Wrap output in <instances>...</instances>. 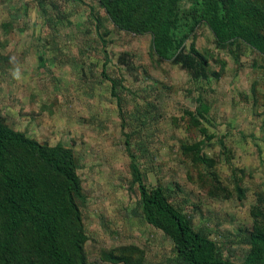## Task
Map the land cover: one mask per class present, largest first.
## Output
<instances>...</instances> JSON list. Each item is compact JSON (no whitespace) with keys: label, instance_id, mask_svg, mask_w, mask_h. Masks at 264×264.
I'll return each mask as SVG.
<instances>
[{"label":"rangeland","instance_id":"obj_1","mask_svg":"<svg viewBox=\"0 0 264 264\" xmlns=\"http://www.w3.org/2000/svg\"><path fill=\"white\" fill-rule=\"evenodd\" d=\"M233 1L239 40L218 43L205 19L185 39L205 60L206 82L195 63L161 58L150 32L116 26L100 0H0V118L70 156L84 264H186L172 230L144 219L132 166L163 187L212 254L261 263L264 245L251 238L264 235V70L250 69L260 60L248 42L264 46V0ZM16 154L64 203V180ZM64 217L62 240L77 263L76 224ZM17 244L12 264L44 263L39 243Z\"/></svg>","mask_w":264,"mask_h":264},{"label":"trees","instance_id":"obj_2","mask_svg":"<svg viewBox=\"0 0 264 264\" xmlns=\"http://www.w3.org/2000/svg\"><path fill=\"white\" fill-rule=\"evenodd\" d=\"M181 1L100 0L116 26L150 32L161 58L181 62L190 68L195 63L196 74H202L207 82L205 60H194L193 55L185 50V39L205 19L218 43H234L242 37V11L233 0H192L187 7L181 5ZM47 3L55 6L54 2ZM248 44L264 56V46L255 41ZM109 80L114 86V80ZM199 102L201 106L197 114L204 117L205 104L201 98ZM16 152L30 153L51 173L64 180V203L54 197L39 171ZM132 168L144 219L152 224H166L172 230L177 256L182 261L186 264H236L212 254V241L192 228L187 217L169 201L163 187L146 184L138 168ZM78 191L79 182L68 154L46 151L38 142L9 128L0 118V211L3 214L0 264H12L19 253L17 242L23 236L31 244L41 245L45 257L43 264H84L85 235L79 209L72 198ZM64 211H69L71 221L76 224L71 248L76 252L77 263L62 240ZM251 241L264 245V235H254ZM260 264H264V250Z\"/></svg>","mask_w":264,"mask_h":264},{"label":"crops","instance_id":"obj_3","mask_svg":"<svg viewBox=\"0 0 264 264\" xmlns=\"http://www.w3.org/2000/svg\"><path fill=\"white\" fill-rule=\"evenodd\" d=\"M254 58L257 60V59H259L260 61H259V65H256V63H255V61L254 60H250V69H261V70H264V56L263 55H261L260 53H259V56H256V55H254ZM252 70V71H253Z\"/></svg>","mask_w":264,"mask_h":264}]
</instances>
